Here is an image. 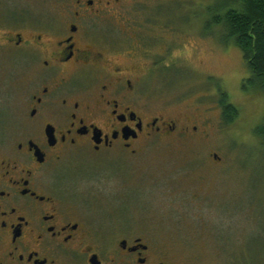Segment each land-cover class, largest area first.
<instances>
[{
  "label": "flooded vegetation",
  "instance_id": "1",
  "mask_svg": "<svg viewBox=\"0 0 264 264\" xmlns=\"http://www.w3.org/2000/svg\"><path fill=\"white\" fill-rule=\"evenodd\" d=\"M147 2L0 0V264H192L96 197L99 167L198 136L153 107L175 64Z\"/></svg>",
  "mask_w": 264,
  "mask_h": 264
},
{
  "label": "rangeland",
  "instance_id": "2",
  "mask_svg": "<svg viewBox=\"0 0 264 264\" xmlns=\"http://www.w3.org/2000/svg\"><path fill=\"white\" fill-rule=\"evenodd\" d=\"M163 3L148 0L141 15L175 64L170 89L154 94L153 107L199 127L198 136L151 146L137 164H125L130 172L116 174L112 162L99 167L104 191L96 197L104 211L143 222L192 264H264V145L255 134L264 122V92L243 86L251 76L244 55L214 21L238 3ZM164 43L154 50L158 61ZM223 94L239 112L231 124L222 117Z\"/></svg>",
  "mask_w": 264,
  "mask_h": 264
},
{
  "label": "trees",
  "instance_id": "3",
  "mask_svg": "<svg viewBox=\"0 0 264 264\" xmlns=\"http://www.w3.org/2000/svg\"><path fill=\"white\" fill-rule=\"evenodd\" d=\"M235 9H230L224 18L215 23H223L227 30V40L240 49L250 71L248 85L264 92V0H236ZM223 120L231 124L239 117L237 108L230 104L223 94L221 99ZM264 145V122L255 130Z\"/></svg>",
  "mask_w": 264,
  "mask_h": 264
}]
</instances>
